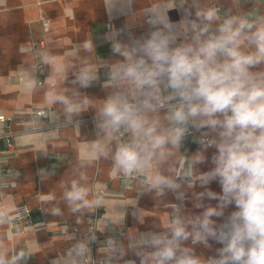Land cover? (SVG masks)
I'll use <instances>...</instances> for the list:
<instances>
[{
	"label": "clouds",
	"instance_id": "1",
	"mask_svg": "<svg viewBox=\"0 0 264 264\" xmlns=\"http://www.w3.org/2000/svg\"><path fill=\"white\" fill-rule=\"evenodd\" d=\"M241 2L253 6L233 11L202 0H168L149 11L146 31L138 37L127 32L123 43L111 45L121 59L110 65L104 83L109 91L99 104L75 93L51 96L69 123L84 106L95 108V159H111L114 171L126 177H145L141 185L157 195L177 194L180 203L170 205L164 229L141 232L130 245L139 264H264V0ZM171 10L179 20L171 19ZM97 80L96 70L85 66L74 82L88 88ZM189 136L199 147L182 157L180 173L153 171ZM207 163L211 167L198 173ZM214 182L220 192L210 189ZM197 184L204 190L193 193V207L202 211L185 214L184 190ZM63 195L74 213L98 204L75 180ZM189 241L220 247L202 257ZM88 244L78 243L69 256L85 255ZM106 245L110 256H123L118 241L110 238ZM28 255L20 251L9 259L0 252V264H21Z\"/></svg>",
	"mask_w": 264,
	"mask_h": 264
},
{
	"label": "crops",
	"instance_id": "2",
	"mask_svg": "<svg viewBox=\"0 0 264 264\" xmlns=\"http://www.w3.org/2000/svg\"><path fill=\"white\" fill-rule=\"evenodd\" d=\"M168 0H0V113L8 119L0 122V133L11 132L12 146L0 137V213L6 214L19 203L31 209V223L22 230H9L5 218L0 220V252L10 259L20 251L29 252L21 264H81L80 257L69 253L82 241H89L90 251L98 264H139L130 247L141 232L162 231L170 205L178 204L177 194L167 191L157 195L141 185L145 177H126L114 171L111 159H95L91 144L97 140L94 124L95 108L84 106L69 123L64 106L51 101L52 95L88 99L99 104L108 94L104 87L110 65L121 57L111 45L123 43L126 33L138 37L149 27L148 13L163 7ZM236 11L252 4L237 0H202ZM172 20H179L175 10ZM92 44V50L85 49ZM46 61V62H45ZM41 63L43 85L31 83ZM92 66L98 80L88 88L75 83L76 73ZM44 108V116L31 117V109ZM123 139V138H120ZM113 146L116 141H113ZM199 145L192 136L183 148L162 166L165 175L182 171V157L193 154ZM214 149H209L210 157ZM210 163L198 166L207 171ZM84 179H81V176ZM89 189L87 199L93 201L95 190L103 189L101 216L97 235L91 240L86 219L92 208L73 212L64 199V191L72 181ZM210 189L220 192L217 183ZM198 184L185 189V214H199L193 207V193L201 192ZM215 206L217 201H205ZM59 209V214L54 213ZM136 218H133V213ZM118 241L125 249L123 256H110L106 241ZM210 248L192 245L198 256L215 255L220 245L209 241Z\"/></svg>",
	"mask_w": 264,
	"mask_h": 264
},
{
	"label": "built area",
	"instance_id": "3",
	"mask_svg": "<svg viewBox=\"0 0 264 264\" xmlns=\"http://www.w3.org/2000/svg\"><path fill=\"white\" fill-rule=\"evenodd\" d=\"M41 68L42 64H37V75L36 78L33 79L36 81L35 85H43L44 79L41 74ZM31 117L34 118V116H44L46 114V111L44 108H38V109H31L30 111ZM8 119V117L0 113V122H4ZM11 132L7 133H0V137H5V142L8 148L12 146V143L10 141ZM103 189H97L95 190V193L93 195V201H98V204H96L94 207H92L91 211L87 213L86 219L88 222V229L91 233V237H96L97 235V224L100 220L101 216V209L102 205L100 203ZM7 226L9 230H22L27 225L31 223V209L26 203H19L16 204L7 214L5 217ZM80 262L81 264H98V261L95 257L85 254L83 256H80Z\"/></svg>",
	"mask_w": 264,
	"mask_h": 264
}]
</instances>
